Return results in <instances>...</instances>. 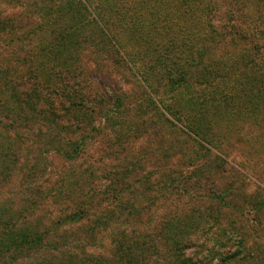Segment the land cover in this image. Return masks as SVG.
<instances>
[{
	"label": "rangeland",
	"instance_id": "rangeland-1",
	"mask_svg": "<svg viewBox=\"0 0 264 264\" xmlns=\"http://www.w3.org/2000/svg\"><path fill=\"white\" fill-rule=\"evenodd\" d=\"M212 1L219 8L213 23L221 31L226 21L223 0ZM239 1L231 4L245 6L246 0ZM252 2L250 14L245 17L244 9L238 18L242 23L239 30L264 37V0ZM33 3L0 0V21L23 26L17 34L6 29L0 32V73L9 82L5 86L0 81V209L14 225L25 218L45 229L44 240L49 245L17 256L13 264H91L101 258L109 263L111 254L117 253L116 238L124 247L131 240L149 236L155 241L154 255L161 260L167 256L157 247L161 225L170 218L189 215L212 218H207L203 234L184 250L185 256L194 258L202 246L204 253L212 250L209 264H217L219 253L237 249L233 238L227 242L231 236L228 224L236 223L234 229L239 225L238 230L247 236V251L254 264H264V146L256 140L258 135L263 142V132L244 125L240 134L249 142L247 147L229 144L221 150L223 155L214 149L205 153L182 121L167 116L172 124L162 125L150 110V100L173 97L164 78L146 75L148 80L142 79L137 67L117 68L110 59L102 60L98 70L89 67L91 72L101 73L92 74L88 84V88L105 91L109 98L100 104L83 102L88 109L72 108L70 112L71 100L51 84L47 71L44 78L38 72L37 62L46 57L42 51L48 50L49 38L43 36L39 44L41 36L29 35L41 22ZM123 50L128 51L129 46L124 45ZM162 103L157 101L160 111ZM93 108L92 113L86 112ZM226 131L222 126L218 135ZM121 182L127 185L122 195ZM226 186L234 189L239 205L251 203L244 215L218 208L214 202ZM130 205L137 211L130 212ZM78 210L88 213L77 223L70 222L68 217ZM254 216L261 228L251 221ZM219 231L222 248L214 242Z\"/></svg>",
	"mask_w": 264,
	"mask_h": 264
},
{
	"label": "trees",
	"instance_id": "trees-1",
	"mask_svg": "<svg viewBox=\"0 0 264 264\" xmlns=\"http://www.w3.org/2000/svg\"><path fill=\"white\" fill-rule=\"evenodd\" d=\"M3 1L8 3V0ZM233 1L240 2L222 1L226 21L220 31L213 23L219 8L217 2L212 0H33L37 9L35 14L41 22L29 35L41 36L39 44L43 36L49 38L48 50L42 51L47 58L37 62L40 67L38 72H43L44 78V71H47L51 84L71 100V112L72 108L88 109L83 102L100 104L106 97L109 98L105 91L88 88L92 74L101 73L91 72V65L98 70L104 59H110L117 68L131 64L139 69L142 79L148 80L146 75H157L169 85L173 97L165 100L170 104L163 105L165 100L161 98L149 101L150 110L155 111L158 116L155 118L162 125L172 124L167 116L182 121L192 129L200 142L199 147L205 153L214 149L223 155V147L229 144L247 147L249 142L240 134L244 125L262 131L264 138V37L254 36L251 30H239L242 23L238 18L244 9L245 17L250 14L249 5L253 0H246L245 6H235L231 4ZM13 22L1 20L0 32H20L23 26ZM261 25L264 27V23ZM124 45L129 46L128 51L123 50ZM89 55L91 59L86 58ZM60 72L62 74H58ZM7 79L0 73V81L3 80L5 86L9 85ZM157 101L158 104L162 103L164 113L160 111ZM26 107H29L28 104ZM94 110L86 112L92 113ZM222 126L227 131L219 136ZM256 140L264 146V140L262 142L258 135ZM6 151H9L8 147ZM121 186L119 192L122 195L127 189L126 182H121ZM183 191L188 194L187 189ZM233 191L226 186L215 196L214 202L218 208L242 216L249 211L251 203L246 201L239 205ZM129 210L137 211L134 205H130ZM87 213L78 210L68 218H71L70 222L77 223ZM6 218L0 209V264H13L17 256L49 245L44 240L47 236L45 229L32 225L25 218L19 222V226L11 223L12 218ZM207 218L212 216L189 215L166 220L161 225L158 234L161 243L157 246L167 252L165 260L156 258L153 236H149L150 239L131 240L124 247L117 244L116 238L117 253L111 254V262L99 258L100 261L96 259L90 263L209 264V259L213 258L210 256L212 250L204 253L201 246V251L194 258L184 253L191 246L193 238L203 234L208 224ZM14 220L18 222V219ZM97 220L101 221V218ZM169 221L172 223L169 224ZM251 221L261 228V221L255 216ZM235 225L228 224L231 236L227 242L233 238L237 249L232 253H219L217 264H254L251 253L247 251V236L238 230L239 225L234 229ZM120 234L127 242L126 233L121 231ZM221 234L222 231H219L214 242L219 241ZM161 245L165 248H161ZM218 245L224 247L220 242Z\"/></svg>",
	"mask_w": 264,
	"mask_h": 264
}]
</instances>
